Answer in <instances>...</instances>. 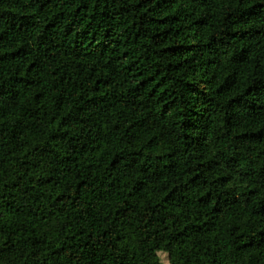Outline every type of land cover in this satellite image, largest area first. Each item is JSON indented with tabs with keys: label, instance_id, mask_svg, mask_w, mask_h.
<instances>
[{
	"label": "trees",
	"instance_id": "obj_1",
	"mask_svg": "<svg viewBox=\"0 0 264 264\" xmlns=\"http://www.w3.org/2000/svg\"><path fill=\"white\" fill-rule=\"evenodd\" d=\"M264 264V0H0V264Z\"/></svg>",
	"mask_w": 264,
	"mask_h": 264
},
{
	"label": "rangeland",
	"instance_id": "obj_2",
	"mask_svg": "<svg viewBox=\"0 0 264 264\" xmlns=\"http://www.w3.org/2000/svg\"><path fill=\"white\" fill-rule=\"evenodd\" d=\"M160 257H161L163 264H170L168 260V256L166 254L161 253Z\"/></svg>",
	"mask_w": 264,
	"mask_h": 264
}]
</instances>
